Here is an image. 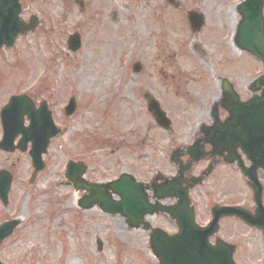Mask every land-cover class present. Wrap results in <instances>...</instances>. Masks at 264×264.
Masks as SVG:
<instances>
[{"label": "rangeland", "instance_id": "1", "mask_svg": "<svg viewBox=\"0 0 264 264\" xmlns=\"http://www.w3.org/2000/svg\"><path fill=\"white\" fill-rule=\"evenodd\" d=\"M79 1L82 12L77 0H21V21L36 16L39 26L19 36L11 49L0 50V109L14 94H30L37 106L46 102L62 130L50 142L30 198L20 190L21 184L27 188L21 180L24 157L0 153V169L12 176L9 207L2 214L11 217L10 205L18 203L29 222L22 236L26 243L6 245L0 257L20 264L18 254L27 248L33 264H158L147 235L129 229L120 215L78 208L80 198L89 194L73 191L64 168L69 161L83 163L90 183L112 181L122 173L149 181L156 172H170L168 158L192 142L194 126L205 120L203 112H212L223 81L241 100L250 97L262 66L234 43L238 52L231 54L227 47L243 0H175V5L165 0ZM188 11L204 20L197 33L190 30ZM73 33L81 37L76 53L66 47ZM134 63L141 65L137 74ZM145 93L166 113L170 133L147 112ZM71 97L76 109L63 125L59 112ZM201 202L198 189L192 203L199 221L204 220ZM156 220L149 222L157 226Z\"/></svg>", "mask_w": 264, "mask_h": 264}, {"label": "water", "instance_id": "2", "mask_svg": "<svg viewBox=\"0 0 264 264\" xmlns=\"http://www.w3.org/2000/svg\"><path fill=\"white\" fill-rule=\"evenodd\" d=\"M20 0H0V49L2 47L11 48L17 37L21 34H26L38 25L35 17H32L28 24H24L19 19L20 14ZM167 3L175 5V0H166ZM263 0H245L239 5L238 11L241 21L237 28L235 43L238 47L256 59L260 60L264 66V26L262 20ZM82 6V3L79 2ZM187 20L193 33H197L203 26V18L194 13H187ZM67 49L72 53L77 52L81 46L79 34H72L68 37L66 42ZM141 65L139 63L133 64V72L139 73ZM252 86L254 91L263 87L262 95L255 101H247L241 103L238 97L233 92L232 88L223 81V90L228 93L231 100V106L224 108L230 112L234 121L230 126L222 131L215 130L213 132L214 140L223 139V136H229L235 141L239 142L244 154L248 157H264V145L262 141L264 136L255 142L256 133H264V130L253 126V117H264V74L259 77ZM146 100V107L151 114L154 122L164 130L170 127V121L161 111L158 103L148 93L144 94ZM33 108L32 103L27 98L17 96L10 98L8 104L0 111V118L3 126V138L0 142V150L11 152L12 141L14 134H12V127L15 125L14 118L19 112H28L26 110ZM40 116L43 113L42 129L40 133L42 138H36V133L32 136L27 135V132H22L23 138L26 141H32V147L29 152L33 168L36 172L43 169L41 156L46 153L50 139L59 134L52 122L51 115L47 110L46 103H42L37 111ZM66 116H70L75 112V102L71 98L67 107L64 110ZM21 124V122H19ZM201 155L194 157L198 161ZM255 167H263L264 162L254 164ZM86 172V167L82 163H69L67 165L66 179L73 184L75 191H84L88 196H84L79 201V208L82 210H89L95 205L104 214L116 215L119 214L128 222L130 228H137L144 213L152 215L155 209L146 204V196L137 190V187L131 182V177L123 174L120 180L108 184H90L83 179ZM181 172L175 178L179 180ZM11 179L10 175L5 172H0V200L3 204H7V195L9 192ZM179 184V183H178ZM110 190L112 193H109ZM139 192V193H138ZM112 194L118 197V200L112 199ZM174 195L181 199L182 205L170 212L173 219L192 222L193 215L187 209L186 194L183 192H176ZM159 199H163L159 198ZM185 210V213L183 212ZM232 212L233 209H221ZM217 219V218H216ZM11 223H5L0 227V242L7 237L11 232ZM183 236L170 237V239L159 238L154 240L151 238V249L153 256L158 260L159 264H218L217 259L203 257L201 243L196 239H187L188 228L191 226H183ZM158 232V231H157ZM180 237V238H179ZM97 250L101 251L102 244L96 240Z\"/></svg>", "mask_w": 264, "mask_h": 264}, {"label": "flooded vegetation", "instance_id": "3", "mask_svg": "<svg viewBox=\"0 0 264 264\" xmlns=\"http://www.w3.org/2000/svg\"><path fill=\"white\" fill-rule=\"evenodd\" d=\"M256 96L250 95V99H254ZM33 113L36 114L37 112ZM202 115L205 120L194 126L193 129L196 134L189 145L197 143L198 146L190 154L195 156L198 149H201L203 159L198 163H191L190 159L193 157L181 152L180 166L188 165L186 173L179 181V188L187 190L190 205L195 215L193 222L184 221L186 225L191 226L188 228L187 239L199 241L204 252L203 257L217 259L218 264H246L247 262L249 264H264V170L251 167L252 161H263L264 157L249 158L241 155L238 143L235 141L213 142L210 140V132L214 128L223 127L230 120L229 112H203ZM65 121H70V118L65 119ZM254 121L255 123L258 122L257 119ZM23 124L24 126L28 125L26 117H24ZM171 130L170 128L164 132L170 133ZM19 141L20 137H17L14 144ZM29 147L30 144H27L26 148ZM2 154H17L24 157L23 165L25 167L23 169H26V176L21 180L27 188L25 189L21 184L20 190L22 192L26 190L25 197L30 198L33 185L28 183L32 170L27 153L16 149L13 153ZM170 157L168 158L170 172H156L149 181H140L133 177L137 184H143L144 188H147L145 191L150 204L156 203L155 196H165L171 188H174L176 192V182H173L172 179L177 172V167L170 161L172 160ZM16 160L19 163L20 158L18 157ZM40 174L33 177L32 184ZM199 177L201 178L200 186H192L191 179ZM198 189H201V206L204 216L202 221H199L197 217L195 205L197 203L195 200H193L195 204L192 203V194ZM215 190L218 192H214ZM160 204L166 208L174 207L176 199L168 198ZM10 206L12 208L11 217L5 218L4 214H0V225L12 221L13 226L10 237L0 245V251L2 250L0 254H3L6 245H9L10 249L18 243L20 245L26 243L22 236L25 234L26 228L29 227V222L23 219L25 215L23 205L14 203ZM7 207L9 204L5 207L0 206L2 212H6ZM215 208H232L233 210L231 213L226 210L220 211L219 219L214 220L213 210ZM215 214L218 215V213ZM153 218L157 219V226L149 222V217L146 218V222L151 228L161 229L169 236L179 233L176 220H170L166 213H159ZM140 230L147 237L151 231L150 229L147 231ZM31 252L32 249L27 248L20 251L18 254L20 264H33ZM11 262L8 264H18L13 259ZM0 263L7 264L1 257Z\"/></svg>", "mask_w": 264, "mask_h": 264}, {"label": "bare ground", "instance_id": "4", "mask_svg": "<svg viewBox=\"0 0 264 264\" xmlns=\"http://www.w3.org/2000/svg\"><path fill=\"white\" fill-rule=\"evenodd\" d=\"M233 42L231 41V40H229L228 42H227V47L230 49V53L231 54H234V53H236V52H238L237 51V49L234 47V45L232 44Z\"/></svg>", "mask_w": 264, "mask_h": 264}]
</instances>
